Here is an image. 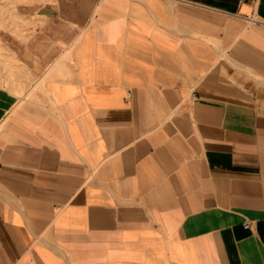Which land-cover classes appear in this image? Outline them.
Instances as JSON below:
<instances>
[{
  "label": "crops",
  "instance_id": "1",
  "mask_svg": "<svg viewBox=\"0 0 264 264\" xmlns=\"http://www.w3.org/2000/svg\"><path fill=\"white\" fill-rule=\"evenodd\" d=\"M34 4L0 264H264V0Z\"/></svg>",
  "mask_w": 264,
  "mask_h": 264
},
{
  "label": "rangeland",
  "instance_id": "2",
  "mask_svg": "<svg viewBox=\"0 0 264 264\" xmlns=\"http://www.w3.org/2000/svg\"><path fill=\"white\" fill-rule=\"evenodd\" d=\"M36 1L38 0H0V87L16 94L29 85L28 66L18 58L24 49L12 48L9 41H21L28 37L29 31L24 29L27 19L23 11L28 6L35 5Z\"/></svg>",
  "mask_w": 264,
  "mask_h": 264
},
{
  "label": "built area",
  "instance_id": "3",
  "mask_svg": "<svg viewBox=\"0 0 264 264\" xmlns=\"http://www.w3.org/2000/svg\"><path fill=\"white\" fill-rule=\"evenodd\" d=\"M246 226H248V225H246Z\"/></svg>",
  "mask_w": 264,
  "mask_h": 264
}]
</instances>
